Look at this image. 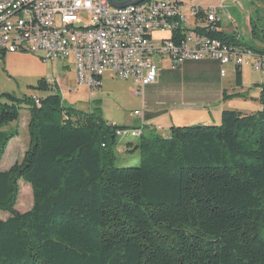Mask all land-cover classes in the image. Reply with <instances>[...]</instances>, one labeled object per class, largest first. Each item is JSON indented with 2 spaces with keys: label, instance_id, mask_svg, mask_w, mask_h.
<instances>
[{
  "label": "trees",
  "instance_id": "trees-1",
  "mask_svg": "<svg viewBox=\"0 0 264 264\" xmlns=\"http://www.w3.org/2000/svg\"><path fill=\"white\" fill-rule=\"evenodd\" d=\"M204 17L199 6L195 20ZM215 26L196 30L264 56ZM256 29L264 44V13ZM256 85L260 109H223L218 124L173 125L167 135L131 125L135 139L123 143L116 136H128L127 126L107 123L98 108L65 107L45 78L36 88L55 93H0V156L18 134L2 126L22 105L29 114L22 159L0 170V211L8 213L0 264H264V81ZM115 148L138 151V164L115 165ZM19 180L32 193L23 212L15 208Z\"/></svg>",
  "mask_w": 264,
  "mask_h": 264
},
{
  "label": "built area",
  "instance_id": "built-area-1",
  "mask_svg": "<svg viewBox=\"0 0 264 264\" xmlns=\"http://www.w3.org/2000/svg\"><path fill=\"white\" fill-rule=\"evenodd\" d=\"M113 1L0 0V53L27 51L52 62L72 58L78 83L91 90L99 86L98 77L110 70L135 84L134 96H141L143 87L155 81L159 70L155 57L168 60L172 69L185 60L215 59L224 75L226 65L241 66L254 56L196 30L197 26L217 29L221 16L215 8L202 7L205 19L200 22L195 20L199 6L191 5L194 25H187L181 1ZM124 2L129 3L118 6ZM58 21H65L64 30H55ZM181 27L183 36L176 42L172 35ZM155 32L167 34L155 40ZM263 57L254 56L253 69L264 70ZM139 114L133 111L134 116Z\"/></svg>",
  "mask_w": 264,
  "mask_h": 264
},
{
  "label": "rangeland",
  "instance_id": "rangeland-1",
  "mask_svg": "<svg viewBox=\"0 0 264 264\" xmlns=\"http://www.w3.org/2000/svg\"><path fill=\"white\" fill-rule=\"evenodd\" d=\"M183 3V14L188 18L187 25H194L193 19L190 18L191 5H198L204 9L215 8L216 12L221 16L220 23L227 29V33H235V35L246 45L257 50H264L257 36H252V25L259 30L262 25V16L264 13V1L262 0H177ZM220 2L224 5L217 8ZM84 17L86 15L81 12ZM238 28L237 32H232V26L235 24ZM197 25V24H195ZM227 25V26H226ZM255 30V31H256ZM250 31V32H249ZM257 32V31H256ZM166 32H155L153 38L155 40L165 37ZM254 57H250L248 62L241 65L243 84H248L250 102L256 101L254 97L258 94V84L264 81V70H255L251 62ZM264 59V57H263ZM66 63L68 65H66ZM63 64V65H62ZM233 64L225 66L226 73L231 74ZM40 78L52 81L57 84V93L62 98L65 107H71L75 111L90 112L94 108H98L102 117L107 123H114L127 126L126 130L129 134L116 136L117 142L123 143L135 137H129L132 134L130 117L136 118L133 111L138 108L137 101L139 96L133 95L135 84L131 80L120 79L116 77L112 71L107 70L101 75L100 87L91 90L87 85L79 84L75 75L74 64L72 58L63 62L44 61L39 56L27 52L16 51L13 53H5L4 58L0 61V93H11L18 97H45L51 93H55L51 87L47 89L36 88ZM236 87L239 91L246 92L247 89ZM247 87V86H246ZM256 90V91H255ZM252 91V92H251ZM232 98L241 95H231ZM230 96V97H231ZM234 102L228 103L225 109H241ZM260 107V105H259ZM259 109V108H257ZM256 110V109H255ZM242 111H254L242 110ZM203 112H195L186 118L187 122L200 120L206 117ZM28 110L25 105L19 111V117L16 121L10 122L2 126L3 129L10 127L17 128L18 134L11 138L2 156H0V170L8 169L15 162H20L25 150L28 147L29 137L27 132ZM138 118V117H137ZM167 128L159 130V134H168ZM114 163L117 166L137 165L139 162V152H119L115 148ZM32 205V193L29 184L18 181V195L15 208L20 211L28 210ZM8 213L0 211V218L5 219Z\"/></svg>",
  "mask_w": 264,
  "mask_h": 264
},
{
  "label": "crops",
  "instance_id": "crops-1",
  "mask_svg": "<svg viewBox=\"0 0 264 264\" xmlns=\"http://www.w3.org/2000/svg\"><path fill=\"white\" fill-rule=\"evenodd\" d=\"M222 5L220 2L217 8H222L224 6ZM219 29L224 32L227 30L222 25V22ZM237 30L235 22L231 31L237 32ZM156 64L159 67L157 78L153 83L143 88L142 95L139 96L137 101L138 108L135 110L140 112V117H130L129 123L124 124L134 126L143 124L146 129L156 128L157 132L163 128H167L169 131V128L173 125L193 123L218 124L221 111L228 108L229 102H234L241 106V109L234 110L246 113L252 111L242 110L253 109L255 111V109L261 108L257 100L253 103L249 101L248 96L250 97V95L247 92L249 87L248 84H243L242 78L241 85H236V66L234 65L231 74L225 72L224 75H221V66L215 59L185 60L176 69L170 68L166 59L156 58ZM243 85L247 86H245V89H247L245 93L236 88H244ZM237 94L243 97L232 98L231 95ZM195 112H203L207 116L200 120L187 122L185 119Z\"/></svg>",
  "mask_w": 264,
  "mask_h": 264
},
{
  "label": "bare ground",
  "instance_id": "bare-ground-1",
  "mask_svg": "<svg viewBox=\"0 0 264 264\" xmlns=\"http://www.w3.org/2000/svg\"><path fill=\"white\" fill-rule=\"evenodd\" d=\"M177 1V0H176ZM114 2V1H113ZM112 4H115V3H112ZM65 29V21H58V22H55V30H64ZM237 47V46H236ZM238 48H240V47H238ZM243 49V48H242ZM244 50H246V49H244ZM252 52V51H251ZM4 53V52H3ZM253 53V52H252ZM0 55H2V52L0 53ZM253 55L254 56H256V54H254L253 53ZM253 56V57H254ZM257 57V56H256ZM259 57V56H258ZM154 61H155V63H156V57L154 58ZM158 66V65H157ZM159 68V67H158ZM171 68V67H170ZM159 71V70H158ZM225 71H226V69H225ZM260 71H262V70H260ZM158 75V74H157ZM157 78V77H156ZM121 79V78H120ZM125 80H127V79H125ZM50 83H53L52 81H50ZM153 83V82H152ZM136 87V86H135ZM145 87V86H144ZM143 87V88H144ZM135 90V89H134ZM133 90V91H134ZM137 117H140V114H139V116H137Z\"/></svg>",
  "mask_w": 264,
  "mask_h": 264
},
{
  "label": "water",
  "instance_id": "water-1",
  "mask_svg": "<svg viewBox=\"0 0 264 264\" xmlns=\"http://www.w3.org/2000/svg\"><path fill=\"white\" fill-rule=\"evenodd\" d=\"M134 2H140V1H142V0H133ZM111 2L112 3H114L113 2V0H111ZM129 2H124V3H122V4H118V6H124V5H126V4H128Z\"/></svg>",
  "mask_w": 264,
  "mask_h": 264
}]
</instances>
